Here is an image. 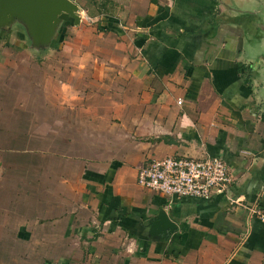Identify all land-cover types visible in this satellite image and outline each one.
<instances>
[{
    "label": "crops",
    "instance_id": "1",
    "mask_svg": "<svg viewBox=\"0 0 264 264\" xmlns=\"http://www.w3.org/2000/svg\"><path fill=\"white\" fill-rule=\"evenodd\" d=\"M72 1L81 23L51 46L0 33L35 58L0 63V264H264V0ZM76 51L96 80L85 61L49 90L45 67ZM166 157L219 158L234 183L208 201L140 187ZM160 210L168 242L150 233Z\"/></svg>",
    "mask_w": 264,
    "mask_h": 264
},
{
    "label": "built area",
    "instance_id": "2",
    "mask_svg": "<svg viewBox=\"0 0 264 264\" xmlns=\"http://www.w3.org/2000/svg\"><path fill=\"white\" fill-rule=\"evenodd\" d=\"M233 183L229 166L214 157H166L153 160L141 168L137 175L140 187L179 199L208 201L216 194L226 193ZM250 214L264 224V208L256 206L250 210Z\"/></svg>",
    "mask_w": 264,
    "mask_h": 264
},
{
    "label": "water",
    "instance_id": "3",
    "mask_svg": "<svg viewBox=\"0 0 264 264\" xmlns=\"http://www.w3.org/2000/svg\"><path fill=\"white\" fill-rule=\"evenodd\" d=\"M69 20L76 26L82 20L80 8L72 0H0V33L20 25L35 46H51ZM149 222L152 236L159 238L162 233L166 242L178 229L165 210Z\"/></svg>",
    "mask_w": 264,
    "mask_h": 264
},
{
    "label": "rangeland",
    "instance_id": "4",
    "mask_svg": "<svg viewBox=\"0 0 264 264\" xmlns=\"http://www.w3.org/2000/svg\"><path fill=\"white\" fill-rule=\"evenodd\" d=\"M88 1L89 0H87L86 6L89 7V9L91 10V12L93 14L99 13L102 10L103 11H107L109 13H112L113 12V9L114 8H113V5L111 3H109V0H107V1L106 0H101L100 1V4L98 5L99 7H97L95 4H93L91 2H88ZM79 3L85 4V2H82V1L79 2ZM83 16L85 18V15H83ZM16 30H14L11 33H7V35L5 34L2 37H0V63L2 65L5 64L6 61H9V60H12L13 61L14 59H16V57H23V59H26L27 57H29V58L35 59L34 57H32V55H30V53H28L26 51L23 52V55H20L21 54L20 52H16L12 48V46H15V45L22 46L23 47V43L22 42L24 40L21 37V35L18 33V31H16ZM70 44H73L71 46H75L76 45L75 38L72 39V41H71ZM6 48H8L9 50H5ZM79 52L80 51H76L75 52L76 53V54H74L75 55V58H74L75 60H73V63L72 62H67L66 65L64 66L65 69L62 70V71L53 70L49 66L48 67L47 66L45 67V70H48L49 73L45 75V79H44L45 82H44V84L46 85V87L49 90L56 91L57 89H60L57 86V85H60V82L62 80V77H59V75H57V74H59V72L67 73L69 70H71L69 72L70 73V76L73 78V80L71 82L74 81V83H78V81L80 80L79 78H81L83 76V73H84V71L86 69V66H85V63H84L85 61L91 62V63H86V64L92 65V66H89V69L88 70H86V71H88L87 74L89 76H91V77L93 76V79H91V81H95L96 80V78H97V74L95 73L96 70H97V68L95 66L96 65V61H95L96 59H94L92 61L91 57H89L87 54H83V53L80 54ZM109 56L112 57V55H109ZM78 57L80 59L77 61L78 64H76V60L78 59ZM74 65H75V67H74ZM90 71H92V74H91ZM53 73H54V75H53ZM74 77L77 78V79L74 80ZM98 77H100L99 74H98ZM81 87H83L82 84H79L78 90H74L73 92H76L77 95L81 96V93H82V91H80L81 90ZM79 96H76L75 95V97H78L80 99ZM28 120L29 119H27L26 123H31ZM2 228H4L3 222H2ZM13 230H14V226L11 225V224H9V226L7 227V229L5 228L4 231H3V233L8 234L9 235L8 237L10 238L9 239V242H7L8 244H4V245H8L9 251H10V247L11 246L15 247L14 241L11 240V238L14 236Z\"/></svg>",
    "mask_w": 264,
    "mask_h": 264
},
{
    "label": "trees",
    "instance_id": "5",
    "mask_svg": "<svg viewBox=\"0 0 264 264\" xmlns=\"http://www.w3.org/2000/svg\"><path fill=\"white\" fill-rule=\"evenodd\" d=\"M105 30H107V31H108V30H110V28H108V27H107Z\"/></svg>",
    "mask_w": 264,
    "mask_h": 264
}]
</instances>
